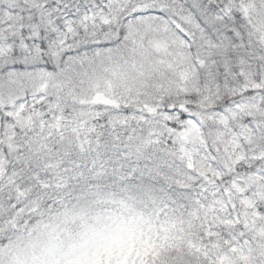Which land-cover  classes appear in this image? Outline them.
<instances>
[{
    "label": "snow or ice",
    "instance_id": "6c2138e0",
    "mask_svg": "<svg viewBox=\"0 0 264 264\" xmlns=\"http://www.w3.org/2000/svg\"><path fill=\"white\" fill-rule=\"evenodd\" d=\"M0 264H264V0H0Z\"/></svg>",
    "mask_w": 264,
    "mask_h": 264
}]
</instances>
